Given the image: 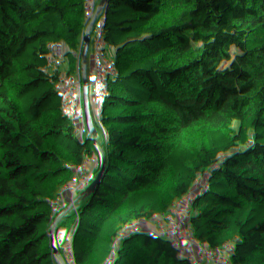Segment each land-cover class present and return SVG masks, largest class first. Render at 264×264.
Here are the masks:
<instances>
[{"label": "trees", "instance_id": "1", "mask_svg": "<svg viewBox=\"0 0 264 264\" xmlns=\"http://www.w3.org/2000/svg\"><path fill=\"white\" fill-rule=\"evenodd\" d=\"M146 5L141 30L109 34ZM10 38L75 74L95 45L119 67L67 90L61 264H264V0H16ZM36 162L30 101L1 91L0 184H19L0 264H28L6 212L28 204Z\"/></svg>", "mask_w": 264, "mask_h": 264}, {"label": "built area", "instance_id": "2", "mask_svg": "<svg viewBox=\"0 0 264 264\" xmlns=\"http://www.w3.org/2000/svg\"><path fill=\"white\" fill-rule=\"evenodd\" d=\"M16 0H0V91L24 90L30 94L52 102L60 100L67 105V90L72 87H83L104 78L112 77L118 66L104 60L102 50L95 45L93 52L96 62L94 68L86 74L70 72L63 64L51 59H41L32 53L28 43L15 44L10 38L11 18L14 14ZM151 5L127 15L119 30H109L112 37H128L141 30L151 18ZM106 23V19H104ZM32 108L36 133L37 162L36 169L43 170L42 181L44 202L39 205L44 241L48 255L54 264L58 260L56 247L57 236L61 228V214L71 207L65 182L56 167L57 146L51 142V122L55 117L56 125L60 117L55 115L54 105L41 103L28 98ZM45 153L43 159L42 155ZM19 179L15 174L3 175L0 184V203L11 202L16 193ZM34 183L31 185V196L27 205L14 204L6 212V222L12 231L13 245L24 252L28 264H42L36 237L34 214Z\"/></svg>", "mask_w": 264, "mask_h": 264}, {"label": "water", "instance_id": "3", "mask_svg": "<svg viewBox=\"0 0 264 264\" xmlns=\"http://www.w3.org/2000/svg\"><path fill=\"white\" fill-rule=\"evenodd\" d=\"M13 93H16L21 96H25L26 98H33L44 104L51 103L49 100L45 98L30 94L29 92L24 91V90H15L13 91ZM53 112L55 115H58L60 117V123L58 124L56 130L53 132L51 136V142H58V139L63 130V121L65 119L66 109L64 111H61L60 113H58L56 110H53ZM44 155L45 153L42 155L41 159H43ZM42 174H43V170L41 166H38V168L36 169V179H35V185H34V191H35L34 214H35V224H36V237H37V243H38L41 263L51 264V261L49 259V255H48V252L45 246L44 231L42 228L41 215H40V210H39V196H40V184L42 180Z\"/></svg>", "mask_w": 264, "mask_h": 264}, {"label": "crops", "instance_id": "4", "mask_svg": "<svg viewBox=\"0 0 264 264\" xmlns=\"http://www.w3.org/2000/svg\"><path fill=\"white\" fill-rule=\"evenodd\" d=\"M53 105H54V108L55 110L60 113L61 111H64L65 110V106L63 104H59V102L57 101V99H54L52 102H51ZM41 184H40V187H41V194L39 196V202L42 204L44 202V188H43V181L41 180ZM66 185V184H65ZM35 198V191L33 193V199Z\"/></svg>", "mask_w": 264, "mask_h": 264}, {"label": "rangeland", "instance_id": "5", "mask_svg": "<svg viewBox=\"0 0 264 264\" xmlns=\"http://www.w3.org/2000/svg\"><path fill=\"white\" fill-rule=\"evenodd\" d=\"M0 92H1V91H0ZM57 101L59 102V104H63L60 100L57 99ZM56 128H57L56 120H55V117H53V118H52V122H51V131L54 132V130H56ZM13 200L16 201V197L13 198ZM15 201H14V202H15ZM53 264H54V262H53Z\"/></svg>", "mask_w": 264, "mask_h": 264}]
</instances>
